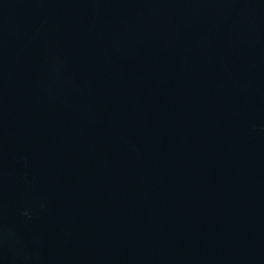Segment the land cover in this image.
I'll return each mask as SVG.
<instances>
[{"label": "water", "instance_id": "obj_1", "mask_svg": "<svg viewBox=\"0 0 264 264\" xmlns=\"http://www.w3.org/2000/svg\"><path fill=\"white\" fill-rule=\"evenodd\" d=\"M0 264H264V0H0Z\"/></svg>", "mask_w": 264, "mask_h": 264}]
</instances>
